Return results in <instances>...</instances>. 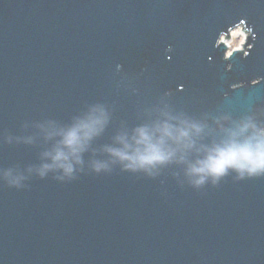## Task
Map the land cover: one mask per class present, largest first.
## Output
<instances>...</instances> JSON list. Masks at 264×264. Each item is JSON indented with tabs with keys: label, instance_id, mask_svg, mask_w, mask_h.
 Wrapping results in <instances>:
<instances>
[{
	"label": "water",
	"instance_id": "1",
	"mask_svg": "<svg viewBox=\"0 0 264 264\" xmlns=\"http://www.w3.org/2000/svg\"><path fill=\"white\" fill-rule=\"evenodd\" d=\"M241 19L253 48L224 61ZM96 109L73 177H42L49 133ZM248 118L264 127V0H0V264H264V176L188 175ZM179 120L202 131L151 175L105 151Z\"/></svg>",
	"mask_w": 264,
	"mask_h": 264
},
{
	"label": "clouds",
	"instance_id": "2",
	"mask_svg": "<svg viewBox=\"0 0 264 264\" xmlns=\"http://www.w3.org/2000/svg\"><path fill=\"white\" fill-rule=\"evenodd\" d=\"M249 37L253 40L256 38L253 28L247 26L246 21L241 19L219 32L214 47L219 48L223 45L221 59L224 61H229L237 52H242L246 58L253 48V44L248 43ZM227 69L231 70L230 64H227ZM260 82V78H257L250 84L255 86ZM106 122L107 116L104 111L96 109L71 127L49 133L50 136H59L60 140L58 147L46 154L50 157L51 163L42 166L40 175L43 177L48 170L59 169L63 175L57 177L58 179L72 178L74 165L81 163L80 154L86 150L89 141L103 130ZM201 131L202 126L195 122L179 120V126H173L164 121L151 128L137 127L131 137V143L126 136H119L117 139L123 147H108L105 151L115 157L125 170H142L151 175L157 166L172 161L178 151L183 152L191 148L194 143L192 134H199ZM180 159H184L183 155ZM107 168V163L99 161L93 163V170L97 173ZM229 171L236 172L240 179L246 176L249 178L264 176V127H258L251 118L241 122L236 130L230 131L226 139L207 149L203 159L189 165L188 175L193 178L192 182L199 186L209 178L216 183ZM12 183H18V179Z\"/></svg>",
	"mask_w": 264,
	"mask_h": 264
}]
</instances>
